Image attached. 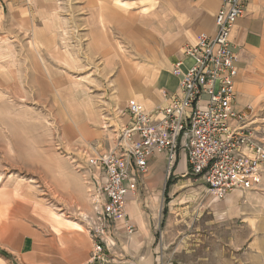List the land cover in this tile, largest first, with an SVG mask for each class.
Wrapping results in <instances>:
<instances>
[{"label":"rangeland","instance_id":"374dc122","mask_svg":"<svg viewBox=\"0 0 264 264\" xmlns=\"http://www.w3.org/2000/svg\"><path fill=\"white\" fill-rule=\"evenodd\" d=\"M152 1L0 0V264L89 260L102 171L88 159L116 152L128 104L117 101V86L137 87L130 68L119 73L111 44L129 57L134 53L129 35ZM93 7L113 15L99 53L88 45ZM252 115L264 140V103ZM151 161L157 171L159 161ZM173 175L165 168L159 190L137 194L135 204L150 222L152 264H264V183L246 192L247 200L239 195L242 216L218 220L197 208L194 183H176L179 193L164 196L165 183L177 181ZM120 236L107 246L109 264H144V241L138 249L123 248L127 238L122 245Z\"/></svg>","mask_w":264,"mask_h":264},{"label":"built area","instance_id":"2783aa9c","mask_svg":"<svg viewBox=\"0 0 264 264\" xmlns=\"http://www.w3.org/2000/svg\"><path fill=\"white\" fill-rule=\"evenodd\" d=\"M247 2L220 0L215 34L199 35L196 45L184 50L194 60L186 72L172 71L179 79L177 93L165 94L166 103L150 111L129 101L127 122L117 131L116 152L88 159L90 167L104 175L95 196L88 264H109L107 246H114L113 236L120 230L124 234L135 230L126 214V201L138 196L140 177L154 156L165 157L167 175L184 156L185 175L203 182L216 201L259 185L264 140L252 109H233L238 71L230 33Z\"/></svg>","mask_w":264,"mask_h":264},{"label":"crops","instance_id":"0c3cea01","mask_svg":"<svg viewBox=\"0 0 264 264\" xmlns=\"http://www.w3.org/2000/svg\"><path fill=\"white\" fill-rule=\"evenodd\" d=\"M219 6L220 0H153L152 4L143 9L144 13L137 17V23L132 27V32L129 35L136 42L134 53L129 57L120 45L121 51L116 49L117 43L111 44L114 57L118 58L119 61V73L122 71L124 73L126 69L130 68L132 72L136 73L135 76L137 77V87H135V91H131L132 93L126 88L121 89L118 83L119 95L116 96L117 101L121 104L134 101L146 111H150L166 103L165 94L177 93L179 79L172 75V71L177 68L181 72H186L193 65L194 60L187 57L184 50L187 47L195 46L199 35L212 37L215 34L214 18ZM56 8L57 6L47 15L49 18ZM90 17L92 25H95V27L90 25L91 28L88 30V45L99 53L107 46L106 37L109 29L107 24H110V21L113 20V15L106 8L93 7ZM48 26L49 22L45 20V28L42 31L44 36H48ZM230 42L231 50L236 56L235 66L238 71L234 78L236 98L233 109L242 111L246 107H250L253 111L264 103V0H248L242 17L236 19L231 30ZM40 50L42 51V49ZM104 52L105 55L107 50H104ZM131 95L133 99L126 101ZM84 123L86 122L82 124ZM153 158H157L160 168L157 171L154 170L151 158L146 173L140 177L139 192L141 188L149 192L160 189L161 180L164 177L165 157L161 155ZM179 161L174 169L177 181L170 184L168 188L165 183L164 196H176L179 193V187L194 183L200 194L197 205L199 210H202V208L209 209L217 215L218 220L232 219L244 214V210L240 208L238 198L241 194L246 197V191L231 192L222 201L213 200L203 182L194 180L191 177H188L187 180L179 179L180 176L186 173V160L181 155ZM99 174L101 176L100 181L103 182L104 175L100 171ZM176 183H182V185L177 186ZM262 183H264V169L260 173L259 184ZM173 186L175 189H170ZM245 200H247V197ZM137 201L138 196L135 198L128 197L126 201V214L135 230L130 234H124L120 230L117 235H121L118 239H120L122 245L124 243L121 238L123 236L127 238V240L125 239L126 245L123 248H129L130 246V248L138 249L141 247V242L144 241L141 249L145 252L144 262L152 264L147 250L153 242L149 231L150 222L144 213L141 214L138 205L135 204ZM248 204L250 209L254 208L250 203ZM121 222L122 220H119L117 224L119 225ZM78 231H81V229ZM16 254L20 257L22 249ZM27 261L29 262V258H27ZM59 264L69 263L60 262ZM85 264H88V261Z\"/></svg>","mask_w":264,"mask_h":264},{"label":"bare ground","instance_id":"6f19581e","mask_svg":"<svg viewBox=\"0 0 264 264\" xmlns=\"http://www.w3.org/2000/svg\"><path fill=\"white\" fill-rule=\"evenodd\" d=\"M101 23V22H100ZM56 25L55 24H53V27H54V29L56 28L55 27ZM34 33V32H33ZM35 37V36H34ZM34 45H35V50L38 52V50L40 49V47H41V44H40V42H38L37 40H35V42H34ZM47 69V68H46ZM141 70V69H140ZM250 191V190H249ZM233 192H237V193H240V191H238V190H235V191H233ZM246 192H248V191H246ZM227 196V195H226ZM226 196L224 197V199L226 198ZM139 208V207H138ZM134 209V208H133ZM132 211H134V210H132ZM57 221H59V219H56Z\"/></svg>","mask_w":264,"mask_h":264},{"label":"trees","instance_id":"16d2710c","mask_svg":"<svg viewBox=\"0 0 264 264\" xmlns=\"http://www.w3.org/2000/svg\"><path fill=\"white\" fill-rule=\"evenodd\" d=\"M169 185H170V184H169V183H167V186H166V187L168 188V186H169Z\"/></svg>","mask_w":264,"mask_h":264}]
</instances>
